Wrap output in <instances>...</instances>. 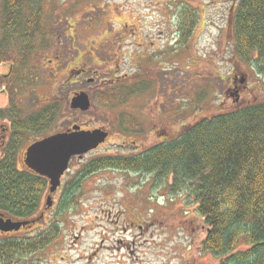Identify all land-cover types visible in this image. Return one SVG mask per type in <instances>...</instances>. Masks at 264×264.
I'll use <instances>...</instances> for the list:
<instances>
[{
    "label": "rangeland",
    "instance_id": "374dc122",
    "mask_svg": "<svg viewBox=\"0 0 264 264\" xmlns=\"http://www.w3.org/2000/svg\"><path fill=\"white\" fill-rule=\"evenodd\" d=\"M239 3L45 0L48 45L32 67L38 89L31 101L21 102L22 116H31L38 101L58 103L62 112L49 132L24 144L17 167L25 171L27 149L51 132L78 126L105 130L109 137L97 150L73 158L52 207L47 209L48 191L27 220L0 212L15 222H31L28 229L13 231L16 240L57 236L13 264H223L203 249L209 230L194 199L172 193V178L161 185L154 175L115 169L78 176L96 159L140 155L177 139L197 120L264 103V60L237 53L233 21ZM191 16L195 28L184 38ZM10 70L0 65V75ZM120 86L132 92L124 106L106 109L95 100ZM21 92L24 97L17 100L29 97L28 90ZM82 93L89 95L90 109L72 110L71 101ZM12 103L7 88L1 90L0 113L6 119L0 116V159L13 133ZM133 120L136 125L128 123ZM247 248L243 243L239 251Z\"/></svg>",
    "mask_w": 264,
    "mask_h": 264
},
{
    "label": "trees",
    "instance_id": "16d2710c",
    "mask_svg": "<svg viewBox=\"0 0 264 264\" xmlns=\"http://www.w3.org/2000/svg\"><path fill=\"white\" fill-rule=\"evenodd\" d=\"M44 2L1 0L0 6V65L11 68L10 75H0V91L7 88L14 102L9 116L13 133L0 159V212L14 219L31 218L49 190L46 178L18 169V154L30 137L49 132L62 112L58 103L38 101L31 116H22L21 102L31 101L38 89L32 67L41 62L38 52L48 45ZM195 19L191 16L184 33L181 29L184 38L191 37ZM233 26L239 56L264 60V0H240ZM21 90L30 94L19 101L24 97ZM105 91L94 98L106 109L124 106L132 95L123 86ZM124 119L127 122V116ZM124 127L122 120L120 128ZM108 169L154 175L161 185L172 178V193L193 198L197 215L209 230L202 244L205 251L223 264H264V104L200 119L177 139L140 155L96 159L83 168L78 180ZM243 243L248 248L239 251ZM42 244L2 241L0 264H13Z\"/></svg>",
    "mask_w": 264,
    "mask_h": 264
},
{
    "label": "water",
    "instance_id": "95a60500",
    "mask_svg": "<svg viewBox=\"0 0 264 264\" xmlns=\"http://www.w3.org/2000/svg\"><path fill=\"white\" fill-rule=\"evenodd\" d=\"M91 100L88 94L76 95L72 100L73 109L88 111ZM109 132L105 130L85 131L75 126L72 130L57 133L51 137L31 145L26 153L25 164L35 174L49 180L50 195L47 198V209L52 207V195L62 184V177L68 171L73 158H82L84 155L97 150L105 143ZM33 223V222H32ZM31 222H15L5 215H0V231H19L30 226Z\"/></svg>",
    "mask_w": 264,
    "mask_h": 264
},
{
    "label": "flooded vegetation",
    "instance_id": "af4514ba",
    "mask_svg": "<svg viewBox=\"0 0 264 264\" xmlns=\"http://www.w3.org/2000/svg\"><path fill=\"white\" fill-rule=\"evenodd\" d=\"M48 212H50V211H48ZM29 227L30 226H27V227H25V228L23 227V229L22 228L21 229L22 230H25V229H28ZM13 236H15V233L14 232H11V233H3L2 231H0V242L14 240L15 238H13ZM50 238H51V240H50V242H51L53 240V238H57V236L56 235H51L49 237L45 236L43 239L42 238L41 239H42V242H45L46 240H49ZM32 253H30V254H32Z\"/></svg>",
    "mask_w": 264,
    "mask_h": 264
},
{
    "label": "bare ground",
    "instance_id": "6f19581e",
    "mask_svg": "<svg viewBox=\"0 0 264 264\" xmlns=\"http://www.w3.org/2000/svg\"><path fill=\"white\" fill-rule=\"evenodd\" d=\"M115 88H116V87H115ZM117 88H118V87H117ZM111 89H114V88H111ZM261 104H264V103H258V104H254V105H261ZM71 109H72V110H75V109L72 108V101H71ZM198 121H200V120H197V122H198ZM197 122H195V123H197ZM195 123H194V124H195ZM194 124H193V125H194ZM189 127H190V126H189ZM189 127H188V128H189ZM58 132H59V131H58ZM60 132H61V131H60ZM106 141H107V140H106ZM106 141H105V142H106ZM7 143H8V142H7ZM103 144H104V143H103ZM27 150H28V149H27ZM92 152H93V151H92ZM26 153H27V151H26ZM26 153H25V157H24V164H25ZM25 167H26V168H25L24 170H30V169L26 166V164H25ZM18 169H19V168H18ZM19 170H21V169H19ZM47 180H48V179H47ZM48 181H49V180H48ZM50 187H51V186H50V183H49V189H50ZM48 191H49V190H48ZM52 196H53V195H52ZM52 198H53V197H52Z\"/></svg>",
    "mask_w": 264,
    "mask_h": 264
}]
</instances>
